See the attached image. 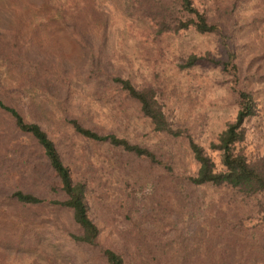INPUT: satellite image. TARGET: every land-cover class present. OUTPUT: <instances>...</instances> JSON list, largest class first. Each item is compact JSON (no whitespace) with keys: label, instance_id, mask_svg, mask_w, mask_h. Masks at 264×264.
I'll return each mask as SVG.
<instances>
[{"label":"trees","instance_id":"16d2710c","mask_svg":"<svg viewBox=\"0 0 264 264\" xmlns=\"http://www.w3.org/2000/svg\"><path fill=\"white\" fill-rule=\"evenodd\" d=\"M120 2L143 51H160L167 37L185 31L213 36L217 55L208 49L189 51L176 65L185 69L201 61L215 69L233 106L232 118L208 140L207 151L168 117L153 83L136 84L109 68L111 62L101 52L103 31L95 44L88 34L94 25L104 24L96 0H0V59L7 64L0 78V264H31L36 252L46 255L39 226L48 220L84 249L87 264H143L138 253L143 230L128 208V214L123 212L127 226L114 223L105 234L94 217L92 193L106 176L93 147L106 146L115 152V161L135 160L137 166L175 178L172 140L184 144L194 163L191 171H179L186 185L230 189L245 203V212L225 206V229L218 232L224 243L216 251L208 248L205 258L210 264H264V150L248 156L242 145L257 104L237 51L238 0ZM60 30L77 42L83 59L64 57ZM32 89L44 98L28 94ZM45 100L52 102L48 109ZM101 105L107 107L103 121L93 111ZM110 114L148 123L163 139L152 144L132 140L108 125ZM135 183L118 180L115 200L104 204L107 218L119 221L114 215L122 207L119 198L133 191ZM55 211L68 216L59 223ZM249 230L251 252L258 254L231 257L228 245L237 242L233 233L247 236ZM111 231L115 240L106 241ZM151 259L157 264L156 256ZM179 264H185L183 258Z\"/></svg>","mask_w":264,"mask_h":264},{"label":"rangeland","instance_id":"374dc122","mask_svg":"<svg viewBox=\"0 0 264 264\" xmlns=\"http://www.w3.org/2000/svg\"><path fill=\"white\" fill-rule=\"evenodd\" d=\"M96 3L104 15V24L97 27L92 25L88 34L90 42L95 44L99 42L100 31H103L101 52L111 62L109 68L127 74L136 84L153 83L168 117L185 126L207 150L208 140L232 118L233 106L228 103L225 85L219 82L220 75L209 64L200 61L191 67L180 69L176 62L179 56L189 51L208 49L217 55L213 36L185 31L167 37L160 51H143L133 37L130 21L120 0H96ZM235 13L239 22L235 33L238 56L249 73L248 85L253 90L257 104L256 113L246 122V137L242 144L246 154L253 156L264 150V0H238ZM64 33L60 30L58 38L64 57L69 60L75 57L83 59L80 46ZM6 68V62L0 59V78ZM84 90L80 88L78 91L83 93ZM28 94L42 98L45 96L36 89L30 90ZM82 96L85 97L81 94ZM44 103L47 109L52 106L50 100H45ZM106 110L107 107L102 105L93 108L95 118L103 121ZM107 117L108 125L132 140L152 144L163 139L162 135L150 130L148 123H139L130 115L126 119L119 118L116 114ZM171 146V161L175 171L172 175L176 179L159 172L158 168L148 170L144 166H137L135 160L124 163L115 161L114 151L95 144L93 149L98 159L102 160L106 177L101 179L102 187L92 193L94 217L102 225V232L105 234L108 233L106 229L114 223L125 224L126 227L127 220L123 212H129L143 230L138 239V253L143 264H154L151 255L156 256L157 264H179L180 258H183L185 264H210L209 259L205 258L208 256V248L216 251L224 243L218 237V232L225 229L221 224L224 216L222 211H226L225 206H228L245 212V203L230 189L208 184L186 185L179 171H191L194 163L184 144L172 140ZM124 177L131 183H137L133 191L119 198L122 207H119L120 211L114 212L119 221L112 220L107 218L109 207L105 208L104 204L115 200L118 194L117 182ZM103 212L105 215L100 219ZM53 215L60 223L68 213L55 211ZM39 229H42L44 239L41 243L45 245L46 255L36 252V262L31 264L88 263L84 249L65 237L61 229L50 220L47 221V226H39ZM250 230L247 236L238 231L237 234L233 233V236H237L233 241L237 242L228 245L231 257L239 258L246 251L251 252L248 241L251 237ZM148 232L151 234H146ZM110 234L111 237L106 241L115 240L112 231ZM253 251L255 253H251L254 255L258 254L256 250ZM23 263L30 264L26 260Z\"/></svg>","mask_w":264,"mask_h":264}]
</instances>
